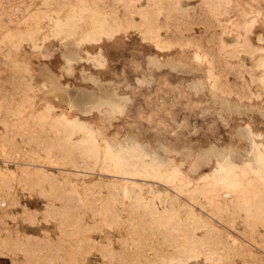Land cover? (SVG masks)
<instances>
[{
  "label": "bare ground",
  "instance_id": "1",
  "mask_svg": "<svg viewBox=\"0 0 264 264\" xmlns=\"http://www.w3.org/2000/svg\"><path fill=\"white\" fill-rule=\"evenodd\" d=\"M122 1L126 10H137L141 21L127 29L106 28L104 21L79 34L71 27L74 18L50 17L45 26L36 27L28 46L39 52L43 61L39 70L32 67L28 55L16 60L27 66L31 76L29 99L35 109L39 94L59 90L58 76L79 79L91 73L121 83V109L116 112L105 107L106 111L84 115L59 95L52 100L45 97L42 108L28 116L40 113L63 135L72 149L71 160L48 165L0 157V177L33 173L67 185H108L113 201L142 209L151 225L160 226L157 233L177 236L179 241L171 239L175 243L169 244L177 251L169 264H200L197 249L208 246L209 240L221 250L239 255L244 263L264 264V34L258 32L257 46L250 39L255 25H264V0H199L214 26L222 27L221 34L231 35L234 57L250 74L243 82L244 94L232 96L233 102L245 104L249 111L237 119L231 116L233 105L229 104L225 136L217 133L214 115L220 112L218 93L231 94L221 89L211 62L199 51L193 52L187 62L195 77L188 82L174 81L166 74L157 75L158 60L145 65L135 46L134 37L151 41L162 52L177 51L179 61L185 62L183 45L166 44L156 17L161 12L157 3L170 4L181 12V0H147L142 7L136 4L140 0ZM200 33L219 36L210 28ZM11 34L6 32L2 38ZM180 35L187 43L198 38L196 34ZM36 74L43 78L38 80ZM134 78L135 84H126ZM144 78L152 80L150 91ZM179 108L189 116H209L207 125L193 131L189 118L179 123ZM242 213L254 230L251 235L242 226ZM26 258L34 264H50L45 256ZM203 262L213 263L209 253Z\"/></svg>",
  "mask_w": 264,
  "mask_h": 264
},
{
  "label": "rangeland",
  "instance_id": "2",
  "mask_svg": "<svg viewBox=\"0 0 264 264\" xmlns=\"http://www.w3.org/2000/svg\"><path fill=\"white\" fill-rule=\"evenodd\" d=\"M181 3V12L170 4L158 6L157 3L161 12L156 17L166 44L183 45L187 54L185 62L179 61L177 51L162 52L151 41L134 37L135 46L142 52L145 65L153 59L158 60L157 75L166 74L174 81L188 82L195 77L192 65L187 62L193 52L199 51L206 61H210L221 89L231 94L218 93L220 112L214 115L217 133L225 136L229 130L225 119L229 104L233 105L231 116L237 119H243L249 111L245 104L233 102L232 96L244 94L243 82L250 74L243 62L234 57L231 35L221 34L222 27L214 26L211 15L200 8L199 0H181ZM254 3L258 7L259 4ZM136 4L145 6L147 0ZM58 16L74 18L71 27L79 34L104 21L106 28L121 29L141 21L137 10H126L122 0H0L1 158L35 160L48 165L71 160L72 149L68 141L62 139L63 135L40 113L32 118L28 116L42 108L45 97L52 100L59 95L84 115L98 109L106 111L105 107L116 112L121 109L123 97L118 92L121 83L96 73L79 79L58 76L59 90L39 94L35 98L37 107L33 108L29 99L31 80L28 76H31L26 73L27 66L17 64L16 60L19 55H28L32 67L39 70L43 62L39 52H32L28 47L32 34L36 27L45 26L50 17ZM207 28L218 32L219 36L200 33ZM9 31L12 34L3 39V34ZM260 31L264 34V25L257 23L250 34L253 46L258 45ZM182 32L190 36L196 34L198 38L187 43L180 37ZM35 77L41 80L43 75L36 74ZM144 81L145 88L150 91L152 80L144 78ZM135 83L134 78L126 84ZM177 115L179 123L185 117L189 118L193 131L194 127H204L209 121V116L201 113L189 116L184 108H179ZM109 190L106 184L67 185L60 179L42 174L0 177V264H13L14 259L16 264H34V260L26 257L37 256L47 257L50 264H169L171 254L177 255L169 244L175 243L171 239L179 241L177 236L157 233L160 226L152 224L156 227L153 230L148 221L150 218L142 209L113 201ZM242 215L243 228L253 234L254 230L249 229L244 213ZM208 242V246L197 249L200 264H204L208 253L213 259L212 264H247L239 255L228 252L230 250H221L218 243Z\"/></svg>",
  "mask_w": 264,
  "mask_h": 264
}]
</instances>
